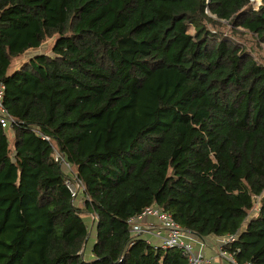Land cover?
Wrapping results in <instances>:
<instances>
[{"label": "trees", "instance_id": "obj_1", "mask_svg": "<svg viewBox=\"0 0 264 264\" xmlns=\"http://www.w3.org/2000/svg\"><path fill=\"white\" fill-rule=\"evenodd\" d=\"M0 81V264H188L153 204L264 264V0H0Z\"/></svg>", "mask_w": 264, "mask_h": 264}, {"label": "built area", "instance_id": "obj_2", "mask_svg": "<svg viewBox=\"0 0 264 264\" xmlns=\"http://www.w3.org/2000/svg\"><path fill=\"white\" fill-rule=\"evenodd\" d=\"M5 85L0 81V125L6 131H11L13 128V118L9 114L4 105ZM44 138L50 140V137L44 135ZM53 157L56 162H60L64 165L66 172L71 174L72 164L66 159L65 155L61 151L53 146ZM72 175V174H71ZM66 185L70 189L73 196H78L80 190L84 191V183L73 176L67 177ZM143 216H154L157 218V224H148V229H153L162 239L160 245L164 248L176 247L182 250V254L187 258L188 264H208L210 260L206 258L205 247L207 245L206 240L203 237H194L195 234H191L185 231L173 218L170 212L164 210L157 204L146 207L140 214L131 217L129 223L132 226V232L134 234L143 233L147 228L143 229L140 220ZM234 239L233 235L221 236L218 238L220 242L219 255L223 259L228 260L231 264H239L234 255L235 252L224 250V245ZM243 264H254L252 262H245Z\"/></svg>", "mask_w": 264, "mask_h": 264}, {"label": "crops", "instance_id": "obj_3", "mask_svg": "<svg viewBox=\"0 0 264 264\" xmlns=\"http://www.w3.org/2000/svg\"><path fill=\"white\" fill-rule=\"evenodd\" d=\"M143 229L147 228L148 224H157L158 220L154 216H143L140 220ZM143 236L154 245H160L161 237L153 230L148 229L143 232ZM198 238V236L194 235ZM207 242L205 247V255L210 262L208 264H231L228 260L223 259L219 255L220 242L216 236H208L204 238Z\"/></svg>", "mask_w": 264, "mask_h": 264}, {"label": "rangeland", "instance_id": "obj_4", "mask_svg": "<svg viewBox=\"0 0 264 264\" xmlns=\"http://www.w3.org/2000/svg\"><path fill=\"white\" fill-rule=\"evenodd\" d=\"M261 1L262 0H252V4L255 7H258L259 4L261 3ZM229 28H230V26L228 25L226 29H229ZM53 45H54V39L47 40L46 42L43 43V45L41 46V48H38V49H35V50H32V51H29V52L25 53L23 56H20V57L15 58L13 60V64H12V67L11 68L14 69L16 67H19L20 65H22V63L25 60H27L30 56H32L34 54L41 53V52H45V53L52 54ZM78 196L79 197L77 198L76 203L83 207L84 206V198H85V195H84L83 190H80ZM84 217H85V219H88L89 222H90V220H92V218H93V215L92 214H89V213H86L84 215ZM93 236H94V232H93V234L91 236V239H93ZM217 238H219V237H217Z\"/></svg>", "mask_w": 264, "mask_h": 264}, {"label": "bare ground", "instance_id": "obj_5", "mask_svg": "<svg viewBox=\"0 0 264 264\" xmlns=\"http://www.w3.org/2000/svg\"><path fill=\"white\" fill-rule=\"evenodd\" d=\"M262 2V1H261ZM261 4V3H260Z\"/></svg>", "mask_w": 264, "mask_h": 264}]
</instances>
